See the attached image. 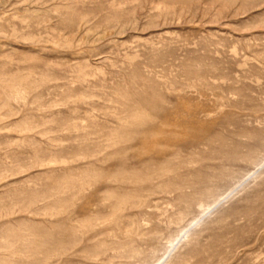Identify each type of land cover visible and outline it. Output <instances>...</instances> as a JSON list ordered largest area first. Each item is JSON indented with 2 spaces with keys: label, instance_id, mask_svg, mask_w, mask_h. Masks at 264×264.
<instances>
[{
  "label": "rangeland",
  "instance_id": "374dc122",
  "mask_svg": "<svg viewBox=\"0 0 264 264\" xmlns=\"http://www.w3.org/2000/svg\"><path fill=\"white\" fill-rule=\"evenodd\" d=\"M0 264H264V0H0Z\"/></svg>",
  "mask_w": 264,
  "mask_h": 264
},
{
  "label": "bare ground",
  "instance_id": "6f19581e",
  "mask_svg": "<svg viewBox=\"0 0 264 264\" xmlns=\"http://www.w3.org/2000/svg\"><path fill=\"white\" fill-rule=\"evenodd\" d=\"M219 201H221V200L219 199V200H218V203H219ZM206 213H207V212H206ZM188 231H189V229H186V230L183 231V233H182V238H185V237L187 236Z\"/></svg>",
  "mask_w": 264,
  "mask_h": 264
}]
</instances>
